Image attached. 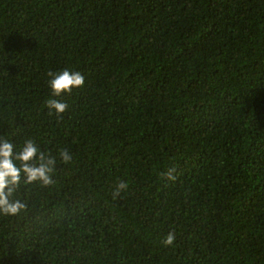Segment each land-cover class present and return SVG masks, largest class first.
Returning a JSON list of instances; mask_svg holds the SVG:
<instances>
[{"label":"trees","instance_id":"1","mask_svg":"<svg viewBox=\"0 0 264 264\" xmlns=\"http://www.w3.org/2000/svg\"><path fill=\"white\" fill-rule=\"evenodd\" d=\"M0 136L58 161L0 264H264V0H0Z\"/></svg>","mask_w":264,"mask_h":264},{"label":"clouds","instance_id":"2","mask_svg":"<svg viewBox=\"0 0 264 264\" xmlns=\"http://www.w3.org/2000/svg\"><path fill=\"white\" fill-rule=\"evenodd\" d=\"M49 87L52 96L58 97L63 93H71L74 88L84 86L85 77L80 72H71L67 69L53 73L48 72ZM49 110V115L53 112L57 117L62 116L68 110V105L62 101L49 98L44 105ZM59 161L63 164L71 163L72 152L67 148H62L58 152ZM57 156L50 152H45L37 143L29 138L17 150V146L11 139L0 136V214L15 216L24 211L26 202L21 199H12L23 178L25 185L39 182L42 186L53 183V176L57 167ZM175 169L171 168L162 173V177L168 180H175ZM129 184L125 180H120L113 186V199L119 198L127 192ZM175 233L169 232L163 243L166 246L173 244Z\"/></svg>","mask_w":264,"mask_h":264}]
</instances>
